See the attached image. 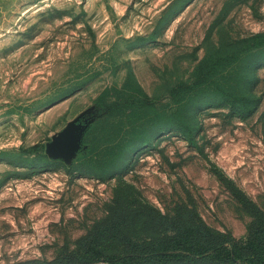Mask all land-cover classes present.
Returning <instances> with one entry per match:
<instances>
[{
    "label": "rangeland",
    "instance_id": "rangeland-1",
    "mask_svg": "<svg viewBox=\"0 0 264 264\" xmlns=\"http://www.w3.org/2000/svg\"><path fill=\"white\" fill-rule=\"evenodd\" d=\"M259 34L264 0H0V264H197L188 222L263 243Z\"/></svg>",
    "mask_w": 264,
    "mask_h": 264
},
{
    "label": "trees",
    "instance_id": "trees-1",
    "mask_svg": "<svg viewBox=\"0 0 264 264\" xmlns=\"http://www.w3.org/2000/svg\"><path fill=\"white\" fill-rule=\"evenodd\" d=\"M264 36V34H259V35H255V37H262ZM206 61V59H205ZM204 62V61H202ZM217 88H219L220 90H225V87L220 84L217 83L216 84ZM109 90L105 89L96 99H95V104L97 105V107L99 109H101L102 116H105L107 114L108 109H110L112 107V104L110 102H108L106 100V96L108 95ZM146 99V97H144ZM144 105L148 106V103H144ZM84 144H86L85 149H78L77 152L75 153V156L73 158V163H76L80 160H84L86 159L87 155L90 153L91 150V143L90 142H86L83 141ZM37 148V145H34L32 147H30L31 150H34ZM114 220L111 219V221H109L108 227L110 229H113V224L112 221ZM157 220L159 221L158 224L162 227H165L166 229H173L174 224L180 221H176L174 217L171 218H167V216H163L160 213H157ZM259 224V222L257 223ZM186 228L189 231L192 230H196V233L194 235H198L199 236H195L194 239L196 240L197 244L199 245V247H201L204 251H198L195 256H193L192 258H190V260L198 262L197 264H249L251 262L250 257H242L243 255H247L249 254H253L255 255V257L257 259H261L264 255V253L262 252V250L260 249L261 246L264 245V241L263 243H261L260 238L263 237L261 234V228L259 230H257L258 227L256 228H252L250 231V236L247 238V240L245 241H238L237 244H241L239 246V251L240 254L236 255V256H232V253H235V250L232 249V251L227 250L228 254L222 258H220L219 256H216V254L214 253H208L207 251L209 249H212L214 247H218L217 243L214 244V241H216L217 238H222L220 239L219 243H222L225 241V234L223 233H214L212 231V229H210L207 226H202L201 223H193V222H188L186 223ZM116 233L117 230H115ZM255 232V233H254ZM254 233V234H253ZM256 233H260V238L256 237ZM253 234V236H252ZM118 235H120L118 233ZM124 236V235H123ZM121 236V238L125 239L124 237L126 236ZM90 238H92V241L95 239V235H90ZM127 241V240H125ZM213 243V244H212ZM244 244V245H243ZM205 252V254H204ZM242 253V255H241ZM110 253L106 252V253H102L101 255L98 256V259H105L106 257H110L109 256ZM235 258H239L238 262H235ZM90 260H92V257H90ZM86 261V260H85Z\"/></svg>",
    "mask_w": 264,
    "mask_h": 264
}]
</instances>
